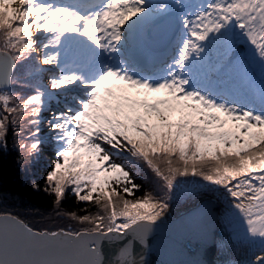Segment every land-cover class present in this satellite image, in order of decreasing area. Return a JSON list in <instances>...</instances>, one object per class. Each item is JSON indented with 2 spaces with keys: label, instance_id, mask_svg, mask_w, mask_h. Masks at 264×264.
I'll use <instances>...</instances> for the list:
<instances>
[{
  "label": "snow or ice",
  "instance_id": "6c2138e0",
  "mask_svg": "<svg viewBox=\"0 0 264 264\" xmlns=\"http://www.w3.org/2000/svg\"><path fill=\"white\" fill-rule=\"evenodd\" d=\"M9 132L68 223L0 211V264H264V0H0Z\"/></svg>",
  "mask_w": 264,
  "mask_h": 264
},
{
  "label": "trees",
  "instance_id": "16d2710c",
  "mask_svg": "<svg viewBox=\"0 0 264 264\" xmlns=\"http://www.w3.org/2000/svg\"><path fill=\"white\" fill-rule=\"evenodd\" d=\"M19 152L14 146V137L8 134L7 149L0 148V211L9 210L32 224H66V219L55 216L53 197L43 192L46 176L54 162V154L50 148H45L39 161L27 168L17 162ZM151 179V174H148ZM39 183L41 190L36 191L33 183ZM145 187L144 180H138ZM88 207L86 202L79 205L76 198L68 197L64 202V211H76ZM94 210V208H93Z\"/></svg>",
  "mask_w": 264,
  "mask_h": 264
},
{
  "label": "water",
  "instance_id": "95a60500",
  "mask_svg": "<svg viewBox=\"0 0 264 264\" xmlns=\"http://www.w3.org/2000/svg\"><path fill=\"white\" fill-rule=\"evenodd\" d=\"M195 247H196L195 245H192L191 247H186L184 249H181L178 246L171 258L176 260L188 258L193 254V250L195 249ZM213 257H217V254H214V250L212 249V246H209L207 249H202L199 253V258L208 262V264H214L215 260H213ZM151 259L155 261L157 257L153 256L151 257Z\"/></svg>",
  "mask_w": 264,
  "mask_h": 264
},
{
  "label": "bare ground",
  "instance_id": "6f19581e",
  "mask_svg": "<svg viewBox=\"0 0 264 264\" xmlns=\"http://www.w3.org/2000/svg\"><path fill=\"white\" fill-rule=\"evenodd\" d=\"M181 211H182V209H181ZM212 249L214 250V254H217L214 245H212ZM219 258H220V259H224V257H219ZM217 259H218L217 257H213V260L216 261Z\"/></svg>",
  "mask_w": 264,
  "mask_h": 264
}]
</instances>
